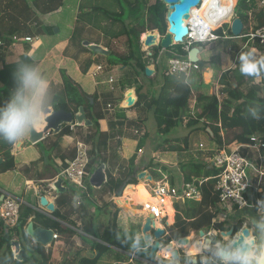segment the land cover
Wrapping results in <instances>:
<instances>
[{"label":"trees","instance_id":"trees-1","mask_svg":"<svg viewBox=\"0 0 264 264\" xmlns=\"http://www.w3.org/2000/svg\"><path fill=\"white\" fill-rule=\"evenodd\" d=\"M70 2L72 1L0 0V38L11 41L13 35L19 37L26 35L32 37L58 35V33L54 31V28L57 27L59 29L60 26L55 23H47L45 25L40 23L34 29L31 28L29 23L32 20H38L39 17L57 13L59 9L64 10ZM75 4L77 12L73 18L76 24L70 35V39L74 46L80 45L83 51H90L88 47L83 45V40H85V38L79 39L85 27H91L92 29L100 31L108 39L125 37L127 49L125 54L118 58L120 63H117L118 61H116V59L111 58V48L107 47L108 54L104 55L108 57L107 66L109 67L119 64L132 65L136 74L135 77L122 82L121 87L130 88L135 86V95L137 98L133 106L141 105L145 110L152 111L158 134H168L171 129L183 121H185V125L189 128L188 135L182 139L184 143L183 146L179 144L163 146L168 143V139L165 138L162 141L163 143L157 145V150L175 152L187 151L189 145L188 136L194 130H203L206 133L210 144H214L215 146L213 150L224 148L233 142H248L249 138L255 134H261L262 140L264 141V73L251 76L240 72L241 61L239 57L244 53L241 51L242 49L236 38H238V40L241 39L240 41L242 44H246L243 49L250 50L251 45L247 43V36L223 38V43L226 47L229 46V50H239V53L234 58L235 66H228L222 69L217 77V82L222 85L221 90L225 95L222 102H218L214 93H209V85L203 83L202 77H199L194 93L195 102L193 107L190 108L189 100L194 91L184 74L166 75L164 71L167 65H165V68L161 70L163 76L158 92L148 89V93L142 92L143 82L137 76L139 72L144 73V68L146 67L143 58L144 53L140 49V35L152 28L157 29L161 35L165 34L166 31L167 25L165 15L167 8L161 0H154V2L149 5L148 0H77ZM65 12L64 10L62 13ZM145 13L146 15H144ZM234 15L239 18L243 26H245L242 34L255 31L264 25V14L262 10L258 8L256 0H237L234 6ZM223 22L226 21L219 18L215 21L213 26L217 28ZM249 24L250 27H246ZM216 30L218 31L219 29ZM229 36H233L231 31H229ZM220 40L221 39H218V41ZM36 44L38 45L39 43ZM254 45L264 51V45L260 44L258 40L254 41ZM162 49L163 48L159 46H154L152 48V64L156 66L155 71L160 69L158 66V58L161 53L160 50ZM23 50L24 51L19 54L14 61L6 62L4 59L2 60L0 68V107L8 101L15 88L13 73L16 69L21 64H26L36 69L39 49L37 48L33 53L29 54L28 52L31 50L30 43L23 42ZM169 50L170 52L182 54L185 57L187 56L178 44L172 45ZM94 59L91 60L88 58L86 60L82 69L83 73L87 71L90 64L94 62ZM203 63L204 65L201 72H205L204 76L207 79L210 74L206 69L205 61ZM155 74H157V72H155L153 76H148L149 82L154 83L156 80ZM63 75L65 81L64 87L52 96L49 106H52L53 109H64L72 111L73 113H76L78 108L82 106L86 117L90 119L96 127L95 134H93L90 139L85 138L82 140L83 142L86 141L90 143L88 149L90 158L86 165V169L91 172L99 164L104 163L106 167V182L104 183V187L110 193L122 186L126 187L128 184H137L132 178L137 168V164L134 161L135 154H133L124 165L123 162L121 164L117 153V149L121 144L118 137L123 136V114L117 113L116 117L120 120L119 123L115 125L117 126V132H114V126H112V124H110V129L107 132L100 131L99 120L104 118L103 113H99L98 111V114H95L93 112L97 100V92L94 91L91 94L85 93L80 89L79 83L74 85V80L71 77L66 76L64 73ZM256 78L260 79L257 83L255 82ZM243 86L245 88L244 91L242 88ZM91 99L92 101H90ZM253 112H257L260 118L254 119L252 115ZM199 124L201 125L198 126ZM207 128H209L210 132L207 131ZM72 130L73 128L70 124H65L56 136L72 135ZM146 136L147 134L137 140L135 149L145 145ZM112 139L115 140V143L110 145ZM13 144L14 143L0 139V157L2 158L0 173L15 168L17 158L11 153ZM113 145L115 147L114 150L109 152L110 146ZM213 154L214 151L208 153V155ZM187 156V159L180 161L178 167L183 181L191 182L193 178L208 177L216 174V169L212 167L210 163L203 161L202 157H199V159L190 153L187 154ZM73 157L74 153L73 156L70 155V159ZM65 166L66 163L63 159L61 168ZM148 167L150 168V175L156 181L162 178L163 173H170L168 167L153 162L152 158H150L145 168ZM116 169H118L117 176L114 175ZM169 181L171 184L176 183L174 175L171 173L169 175ZM199 188L201 192L200 200L185 199L177 201V214L175 216L177 219L175 222L168 225L167 230L171 233L170 237L186 235L192 228L202 229L205 227L206 231L209 229L223 230V223L212 221L218 213L215 209L218 204V198L214 190V179L203 182ZM92 189L91 185H89L88 191ZM72 196L73 194H69L68 190L60 192L56 200L57 207L51 215H46L44 212L35 210L30 205L22 202L20 204L18 223L14 227H5V229L0 231V264H49L50 253L46 252L43 246L35 245L32 242L25 234L24 226L27 223V219L33 216L35 225L50 228L71 237L74 235L75 231L70 226H77L70 218V215L75 209H73L71 204ZM262 198H264V184L262 192H256L253 196L254 200ZM163 214L164 213H162V215ZM79 215L81 217L84 216L81 211ZM202 215L206 217V220L203 224H199L198 220ZM261 215L262 213H258L257 219H259ZM0 222V224H2V221ZM93 222L91 217L86 219L84 216L83 223H81L80 227V232L87 233L92 237L91 240L81 235L82 240L89 245L90 249H94L96 246V239H99L103 242L106 241L109 245L118 248L121 247V249L126 250L127 247L121 246L119 243L120 241L117 240L118 228L112 229L111 226H108L101 234H98ZM241 224V221H238L233 226V231L237 232L241 228ZM112 230L115 231V237L113 239L106 238L111 234ZM132 236L131 238H133ZM13 240L18 241L23 248L31 250L28 252L25 261L14 258L11 249V242ZM213 243H215L214 240ZM104 249L105 248H102V252ZM100 252L101 250L95 258L91 259L90 264L97 263L101 256ZM203 252L204 253L196 255L195 264H212L214 259L212 252ZM79 256L80 249L72 247L64 254V259L68 264H76ZM192 259L193 258L189 256H180L179 262L182 264H189V261H193ZM86 262H88V260H86Z\"/></svg>","mask_w":264,"mask_h":264},{"label":"rangeland","instance_id":"rangeland-1","mask_svg":"<svg viewBox=\"0 0 264 264\" xmlns=\"http://www.w3.org/2000/svg\"><path fill=\"white\" fill-rule=\"evenodd\" d=\"M71 1L72 2H70L69 5L64 9L66 11L65 13H62V12H64V10L59 9V11L57 13H54L53 16L50 17V23H55L56 25L60 26V28H59L60 31L58 29V31L56 32V33H58V35H56V36L44 35L43 37H34L35 39L33 38V40H32L33 43L32 42L30 43L31 48H33L34 45L36 46L37 45L36 43H39V45H38V49H39L38 50V56H37V60H36V69L39 71L41 77L48 83L49 87H48L47 102L49 103L51 101L52 96L54 94H56L58 91H60L61 89H63L64 83H65L64 78H63L64 77L63 73H64V74H66V76H69L74 80V85L79 83L80 89L83 90L85 93L91 94L94 91L97 92V94H96L97 100H96V103L94 105L93 112L95 114H98V111H99V113L100 112L103 113L104 118L99 120L100 131L107 132L110 129L109 125L112 124V126H114V128H113L114 132H117V126H115V125H117V123H119L120 120L116 116H117V113H121V114H123V120H122L123 121V125H122L123 136H126V138H127V139L124 138L125 140L132 143L133 139L137 140L140 137L147 134V136L145 137V145L143 148V153L140 155L141 158L137 163L138 167L136 168L135 175L132 178L137 183L141 181L144 184V186L150 191V193H151V189L154 187V182L156 180H154L152 178V181H147L145 178H142V179L138 178V174L141 171H146L147 174H151L149 167L143 170V168H145L147 163L149 162L148 160L150 158L153 159V162L159 163L160 165H165L166 167H168L170 173L174 175L175 180H177L176 177L178 175H180L179 171H178L180 161L183 159H187L188 158L187 154L190 153L194 157L195 156L202 157L203 161L208 162L207 159L212 156V155H208V153L213 152V151L215 153L217 150H213L215 148V146H214V144H210V142L208 141V136L206 135V133L203 130H194L193 132H191L189 134V136H188L189 145H188L187 152L158 150L160 152L165 153V155H160L162 157V161H165V162H159V160H158L159 158L157 156H154V153L157 151L156 147L158 145V141H160L159 143H163L162 141L165 138H167L168 143L164 144L163 146H168L170 144L171 145L172 144H179V145L183 146L184 143H183L182 139H183V137L188 135L189 128L185 125V121H183L181 123H178L173 129H171V131L168 134L161 135V134H158L156 131L155 120H154V116H153L152 111L145 110L143 108V106H141V105L132 106L129 108L122 107L123 98H125L126 93L129 90H132L135 94V86L130 87V88H127V87L122 88L121 87L122 82H124L125 80H130L131 78L135 77V75H136L135 71H134L132 65H129V64H127V65H120L119 64V65H114L111 67L107 66V58L108 57L102 53H97L95 51H92L88 45L86 46L83 44L84 46H86L90 49V51H87V52L83 51L81 49L80 45H78L76 47L74 46L73 42L70 39V35H71V33L75 27V24H76L75 19L73 17L77 12L76 4H75L77 2V0H75L76 2L74 0H71ZM235 1L237 2V0H235ZM152 2H154V0H148V5ZM223 6H224L223 8H226V1L225 0H224ZM196 10L198 12H200L201 5L197 6ZM228 11H229V8H228ZM49 15H51V14H49ZM144 15H146V13ZM230 16H231V14H230ZM219 18H221V17H219ZM219 18L213 19L212 23L214 24L215 21ZM40 23L43 24V22L40 19H38L36 21L32 20L29 24H30L31 28L34 29ZM250 24L247 25L246 27H248V26L250 27ZM228 27H229V24H225L222 28H218L219 30L218 31L216 30L215 33H219L220 35H222L223 32H225V31L227 32ZM244 28H245V26L243 27V30H244ZM166 29H167V27H166ZM149 31L157 32L158 37H159L160 33L157 29L152 28V29L146 30L144 33H142L140 35V38H139L140 49L144 53L143 58H144V62L146 63V67L150 68L149 66L152 65L153 67L151 66V68L156 70V66L154 64H152V62H153L152 48L153 47L147 48V47H145V45H144V47H143V45H141V41H142L141 36L144 35L145 33L149 32ZM77 32H79V31H77ZM81 38L82 39L85 38V40H83V42L84 41H88V42L95 41L96 44H101V46H105L106 48L107 47L111 48V50H112L111 51V58L116 59V61L119 60L118 59L119 57H121L125 54L126 49H127L125 37L122 36V37H117L114 39H108L100 31H98L96 29H92L91 27H85L82 30V35L79 36V39H81ZM220 39H221L220 41L216 40V41H210V42H205V43H194V45H193V46L198 47L200 50H202V52L200 53V58L202 59L203 62L205 61L207 71L209 72L210 76L206 79V77L204 76L205 72L201 73V71L192 70L185 77L186 80L191 84L192 90L194 91L191 95L190 103H192L194 98H195L194 93H195V88H196V84H197L199 77H202L203 83H205V84L207 83L209 85V90L212 91L214 94H216V97H217V100L219 103H221L222 100L225 98V95L221 90L222 85L218 84L217 77L219 76L222 69H225L228 66H231V67L235 66L234 58L236 55H238L239 50H237V51H235L233 49L229 50V46L226 47L224 45L223 38H220ZM236 39H237V42L239 43V46L242 49L241 51H243V53L252 52L255 58L264 57V51L260 50L258 47H254L255 45L251 41L248 42L251 45V49L245 50V48L243 49V47L246 44L245 43L242 44V42L240 41L241 39H239V40H238V38H236ZM17 43H20L23 45V42L22 43L17 42ZM91 43L94 44L93 42H90V44ZM178 45L181 46L180 43H178ZM14 47L15 46L13 44H10V41H8V39H6V44L2 48H0V53H2L5 56L7 55V57H8L7 60L10 61L16 57L15 53L11 52V51H14ZM169 51H170L169 48L160 50L161 53L159 54V58H158V62H159L158 66L160 69L158 71H156L157 74H155L156 80L154 81V83L149 82L148 76L147 75L145 76L143 72H139V74L137 75L140 78V80L143 82L142 92L146 93L148 89L155 90L156 92H158V90L161 86V83H162V76H163L161 70H163L165 68L166 59L168 57ZM88 58L91 60H93L94 58L95 59H94V62L90 64L87 71L85 73H83L82 69H83V66L85 65V62ZM117 63H120V61H118ZM95 64L96 65L100 64L103 66V69L101 70L102 73L98 72L97 76H94L95 75L94 71L96 70ZM155 70H154V73H155ZM109 75L113 76V78L116 80L115 84L113 85L114 86L113 90H110V84H108L106 81H102V80H106ZM242 88L244 91L245 90L244 86ZM108 103L111 104L110 109L107 108ZM103 121H104V123H103ZM106 121H107L108 126H109L108 128H106L107 130L105 129V127L101 126L102 123L104 125ZM200 125L201 124H199L198 126H200ZM101 127H103V128H101ZM72 128H73V130H72L73 133H72V137H71L72 140L71 141H72V144L74 143V145H76V142L78 141L77 139H79L81 141L84 140L85 138L90 139L92 137V135L95 134V129H96V127L93 125V123L90 126H83V125L75 126L74 125V126H72ZM134 129L139 130L138 135L133 134ZM255 135H257V134H255ZM201 140L208 145L207 146L203 145L201 147V144H199V143H201L200 142ZM65 141H66V139H62L63 143H65ZM85 143L87 144V146L89 148L90 143L86 142V141H85ZM114 143H115V140L112 139V141L110 142V145L114 144ZM152 147H154V149H152ZM114 148H115L114 145L110 146L109 152H112V150H114ZM244 151H245V149H242V152H244ZM151 154H152V156H151ZM145 155H147V158L144 161L143 157ZM154 159H155V161H154ZM119 160H120V157H119ZM156 161H158V162H156ZM122 162L125 165L127 163V160H123ZM170 173L169 174L163 173V176L165 175L169 179ZM114 175L115 176L118 175V169L114 171ZM16 178H17V176H15V179ZM194 179H198V178H194ZM65 184L69 190L73 191V196L71 199L72 205L74 204V202L76 203V200L78 198L79 199L78 201L82 202L83 205L94 206V205H92V203H90V201H88V199L92 198L93 204L96 205V206H94L95 214H99L100 216L107 217V221L109 222V220H110V223L112 222L111 223L112 226H117V224H120L121 221H124L125 219H127V222L130 225V228H132V230L136 229V231H138V224H136V222L142 221L144 219V217L147 215V213H145L143 210H141V208H136L135 210H133L132 208L131 209H129V208L125 209L127 212H130L131 215H133L132 217H128V216L124 217L121 209H117L114 211L110 204L112 202H115V200H116L115 198L118 197L116 195V193L118 192L119 189L110 193L107 189H105L104 184H103L100 188L92 187L93 189L90 191L91 193L89 191L88 192L86 191V193H81L79 191L75 192V188L69 187L67 181H65ZM128 186L129 185H127L123 189L122 194L128 188ZM23 187H24L23 182L21 181V188H23ZM29 193H31V192H29ZM87 193H89L91 195V197ZM122 194H121V196H122ZM28 199H29V197H26V201H28ZM177 201L178 200H176V199L171 200L172 203L174 202L173 208L175 210H176ZM38 202H39V200H38ZM120 205L121 204H118V205H116V207L118 208V207H120ZM173 208H172V210H173L172 215H169L167 213L169 216V219H170L169 222H167V221L165 222L164 219L159 220L161 222V228H164L165 234H167L169 236L171 235V233H170V231H167L168 230V223L172 224L177 219V217H174V219H173V216H174V209ZM74 210L75 211L70 215V217L73 220L78 221L77 224L81 225L82 222H80V219H79L80 215L78 213L80 211L76 212V208ZM162 213H164V210L160 211V214H162ZM257 214L258 213H256L255 209L245 208L242 211H236V212L228 211L227 218L232 219V220L239 218L238 221L239 222L241 221V223H242L241 228L244 226H247V227L250 226V228H253V221L257 220ZM89 215L96 216V215H94V212H92V214H89ZM172 219H173V221H172ZM205 220H206V217L204 215H202L199 218L198 223L203 224L205 222ZM103 223H104V221H103ZM118 227H119V225H118ZM157 228H159V227H157ZM202 229L204 231H206L205 227ZM191 231H193V234L195 237H197V235H199L197 230L194 231V230L190 229L189 232H191ZM216 232H217V235L209 237V239L212 241V243H213V240H214V242L219 241L222 243H227L226 237L221 236V234H219V232L217 230H216ZM126 238H128V236ZM170 238L173 240H176L178 237L177 236H175V237L171 236ZM80 239L82 240V236L80 237ZM130 240L133 241L132 238H130L129 241ZM139 245H147V242L144 241L143 237H140ZM54 246L57 247L56 245H54ZM54 246H52L51 249H54ZM58 246H60V247L56 251H58V253L60 255H61V253H62V255H64L69 248H72L71 246L68 248H67V246H65L64 249H61L62 246L61 245H58ZM103 247L105 248L103 250V252L109 249L108 247H105L104 245L100 244V246L98 247V251H100ZM140 248H143V247H140ZM51 249L49 250L50 252H52ZM13 251H14V249L12 247V252ZM169 251H168L167 257H169ZM160 252H162V251H160ZM138 253L147 258L148 249L145 248L143 251H139ZM201 253H204V252H201ZM91 255H92V251L89 252L88 256L91 257ZM181 255L189 256L192 258L196 257V255H189L188 252L181 254ZM163 258H161V259L159 258V260L154 259L155 264H163L164 262H167V264H178L179 263V260L175 261L173 259H169L167 261L166 260L161 261V260H163ZM149 260L153 261V259H149ZM90 261H91V259H89L88 262H86L84 264H90ZM51 263L52 264L55 263V260H53Z\"/></svg>","mask_w":264,"mask_h":264},{"label":"built area","instance_id":"built-area-1","mask_svg":"<svg viewBox=\"0 0 264 264\" xmlns=\"http://www.w3.org/2000/svg\"><path fill=\"white\" fill-rule=\"evenodd\" d=\"M214 2L218 3L219 9V0H213L211 7ZM256 2L258 8L261 9L264 14V0H256ZM235 4L236 1L231 7V16L229 20L221 24L220 28H222L225 24H229L227 32H223L222 35L215 33L213 29L205 25L201 20H199L198 25L186 24L188 27V33L185 35L184 41L180 43L181 50L187 55L194 43H205L216 41L220 38L234 37L229 36V31L231 21L235 17ZM194 27H196L197 30ZM161 36L163 35H159V38ZM241 36H247V43L249 41L254 43L255 40H258L260 44L264 45V25L255 31H250L249 33L242 34ZM33 38L34 37L27 35L21 37L13 35L12 40L9 41L10 44L13 45L17 42L33 43ZM5 44L6 39L0 38V48H2ZM141 45L144 47L143 41H141ZM102 48L107 50L105 46H102ZM166 65V75L184 74L187 76L190 71L199 69L198 64L190 61L187 56L184 57L182 54L170 51L166 59ZM95 68L96 70L94 71V76H97L98 72L102 73V65L97 64ZM105 81L110 84V90H113V85L116 82L113 76L109 75ZM122 106L125 107L123 103ZM110 107L111 104L108 103L107 108L110 109ZM70 125L72 127L75 124ZM133 132L135 135L139 134L138 129H134ZM232 144H234L233 147H231ZM88 149L89 148L85 142L78 140L75 145L74 157L66 162V166L61 168L55 177L57 179L61 178L62 182L67 181L69 187L75 188V191H79L81 193H86V191L88 192L89 178L92 173V171L90 172L86 169V165L90 158ZM242 149H245V151L242 152ZM142 153L143 150L138 148L137 155H141ZM207 161L216 169V174L213 176L199 177L198 179L193 178L194 180L191 182H185L181 179L179 182L171 184L169 179L164 175L161 179L154 182V187L151 189L152 195L159 197L161 202L164 197H168L170 200H200L201 192L199 186L209 179H214V190L217 193L220 215H216L212 221L223 223V230H217L218 232L226 231L230 227L233 228V226L237 223V219L232 220L227 218L228 211L236 212L248 208L255 209L256 213H261L257 210V207H255L259 199H253L254 193L262 192L264 184V141L262 140L261 134L252 135L248 142H233L224 148L218 149L207 159ZM52 187L55 189L54 185ZM22 202L24 201L20 198L4 194L3 198L0 200V221H2L5 227L11 228L18 223L20 204ZM161 210L162 208L159 209V211ZM149 213L153 215L154 220L166 218V216H160L158 210L153 207L150 208ZM208 235L209 234L207 233V236ZM65 240L66 237L64 235L53 230L52 242L44 247H51L52 244H57V242H59L58 245L64 246L66 245Z\"/></svg>","mask_w":264,"mask_h":264},{"label":"crops","instance_id":"crops-1","mask_svg":"<svg viewBox=\"0 0 264 264\" xmlns=\"http://www.w3.org/2000/svg\"><path fill=\"white\" fill-rule=\"evenodd\" d=\"M226 9H228L227 2H226ZM229 10H230V8H229ZM51 16H53V14L47 15L44 17H39V19L45 25L47 23H50V17ZM93 43L96 44V42H94V41H93ZM38 45H36V46L34 45L33 48H31V50L28 53L29 54L33 53V51L36 50V48H38ZM98 45H101V44H98ZM14 46H15L14 51H11V52L15 53L16 57L10 61L16 60L18 55L23 52V45L22 44L15 43ZM201 52H202V50H200V52L198 53L199 58H200ZM7 58H8L7 55L5 56L2 53H0V68L2 65L3 59L6 62H10L7 60ZM151 66H149V67L151 68ZM198 70L201 71L200 69H198ZM153 73L151 76L154 75ZM259 80H260L259 78H256L255 82L257 83V82H259ZM102 81H105V80H102ZM211 92L212 91L209 90V93H211ZM194 102H195V100H193V102L190 103V100H189V107L190 108L193 107ZM50 103H51V101L48 104H50ZM49 107L51 109H53L52 106H49ZM103 123H104V121H103ZM103 123L101 126L105 127V129L110 126V125L108 126L107 121L105 122L104 125H103ZM44 127L45 126L42 122L37 127L33 128V130L34 131H42ZM103 127H101V128H103ZM207 131L210 132L209 128H207ZM56 134L57 133H53L52 130H49L42 135L40 140H38L35 143H31L28 141V138H29V133H28L27 135H25L23 137V139L20 142H18L19 143L18 146H17V143L13 144V147L11 149V153L15 156V158H17L16 163H15L16 165H15L14 169L7 170L5 172L0 173V200H1V195H3V194L13 195L17 198L22 199L24 201V203L30 205L33 209L44 212L46 215H51L52 212L50 213V212L46 211L45 208L39 207V204H38L39 197L44 196L45 198L48 199V202H52L54 204V208L57 207L56 200H57L58 194L60 192L56 191L52 187L54 185L55 180L57 179L55 177L57 176L59 170L61 169V164H62L63 159L66 163L68 160H70V155L73 156V153L75 154V145H74V143L72 144V141H71L72 135H64V136L58 137V136H56ZM118 138L120 139L121 144H120V147L117 149V153H118V156L120 157L121 164H122L123 160H128L133 154H135L134 161L137 164L141 158L140 155L139 156L137 155L138 149H135L138 139L137 140L133 139L132 143H131V142L125 140V139H127L126 136H121ZM62 139H66L65 143L62 142ZM77 140H79V139H77ZM159 142L160 141H158V144H159ZM200 142L201 143H199V144H201V147L203 145L204 146L208 145V144L204 143L202 140ZM232 146H234V144H232L231 147ZM143 148H144V146L141 147L142 150H143ZM152 149H154V147H152ZM157 151L154 153V156H157L159 158L158 159L159 162H165V161H162V157L160 156V155H165V153L160 152V151L157 152ZM184 152H187V151H184ZM151 156H152V154H151ZM195 157L199 158V156H195ZM146 158H147V155H145L143 157V160L145 161ZM154 161H155V159H154ZM156 162H158V161H156ZM137 167H138V165H137ZM144 169H146V168H143V170ZM178 171H179V169H178ZM179 174L180 175H178L176 177V179H177L176 182H179L182 179L180 171H179ZM15 176H17L16 179H15ZM21 181L23 182V186H24L23 188H21ZM29 182H31V184H29L31 186L28 185ZM61 186H63L65 189L62 192H65L66 190H68L70 194H73V191L68 189L65 182H62ZM30 187H32V188H30ZM29 192H31V193H29ZM26 197H29L28 201H26ZM90 197H91V195H90ZM78 200L79 199L77 198L76 203L74 202V204L72 205L73 208H76V212L81 211L84 214L86 219L91 217V220L94 221L93 223L95 224L96 232L98 234H101L104 231V229L108 226H111L112 229L118 228L119 232L117 233L118 234L117 240L120 241L119 243L121 246H124L127 248H126V250H123V249H121V247L118 248V247L113 246V245H108L107 243H105L99 239H96V246L94 247L93 250L90 249L89 245H87V243H85V241L81 240L80 237H81V235H83L86 238L91 239V240H92V237L89 236L87 233L80 232L81 225L77 224L78 221L73 220L70 217L73 220V222L76 223L77 226L76 227L70 226L75 231L74 235H72L71 237H68L67 235L62 234L66 237V240H65L66 245L62 246L61 249H64L65 246H67V248L70 246L73 248H79L80 249V256H79L78 262L76 264H82V263L84 264L86 262V260L95 258L96 255L99 253L98 247L100 246V244H103L104 246L108 247L109 249L104 251V252H102V249H101V252H100L101 256L98 259L96 264H149V263L155 264L154 260L153 261L148 260L145 256L140 255L138 253L139 251L133 252V250L130 249L132 240L129 241L128 238H131L132 234H133V236H132L133 240L137 237H142L141 227H142L144 219L142 221L136 222V224H138V231H136V229L132 230V228H130V225L128 224L127 219H125L124 221H121L120 224H117V226H112V224H111L112 222L110 223V220L108 222L107 217H103V216H100L99 214H95L94 206H96V205L93 204L92 198L88 199V201H90V203H92V205H94V206L83 205L82 202H80ZM112 203L110 205L114 211L117 209H121L124 217L125 216H128V217L133 216V215H131L130 212H127L125 209H123L121 207H118V208L114 207ZM173 203L171 204L172 208H173ZM215 209L218 211L217 215H220V209H219L218 204L216 205ZM92 212H94V215H96V216L89 215V214H92ZM78 213H80V212H78ZM176 214H177V211L174 209L173 219L176 216ZM84 216H82V217L84 218ZM82 217L80 216L79 219H80V222L83 223ZM173 219H172V221H173ZM238 219H237V222H238ZM30 220L33 221V216H30L27 219V222ZM159 220L160 219L154 220V221H159ZM164 220H165V222L166 221L169 222L167 215H166V218ZM103 221H104V223H103ZM159 223L161 224L160 221H159ZM170 224L171 223H168V225H170ZM118 225H119V227H118ZM75 228L77 230H75ZM248 228H250V226ZM3 229H5V226L2 223V224H0V231H2ZM250 229H253V228H250ZM192 230L198 231L200 229L192 228ZM201 230H203V229H201ZM212 230L214 231V233H209ZM114 232L115 231L112 230L111 234L109 236H107V238L113 239L115 237ZM207 233L209 234L208 238L210 236L217 235V232L214 229H209L208 232L204 231V234H207ZM219 234H220V232H219ZM127 236H128V238H126ZM121 241H123V242H121ZM58 244H59V242H57V244H54L57 247H55L52 244V246H54V249H51L52 246L51 247L50 246L44 247L46 252L50 253L49 264H52L51 262L53 260H55V263H53V264H68V262L64 259V255H62V253L60 255L58 253V251H56L60 247V246H58ZM147 246L144 245V246H140V247H143L141 249H145ZM20 247H22V245H20ZM49 248L52 250V252L49 251L50 250ZM11 249H12V247H11ZM147 249H148V247H147ZM30 251L31 250L26 249V255H28V252H30ZM91 251H92V255L90 257L88 255H89V252H91ZM184 253H187L186 249L184 250ZM159 254H160V259L164 257L161 252H159ZM180 256H184V255H181V253H180ZM169 259H170L169 257H166V258L164 257L163 260H161V261H165V260L167 261ZM177 260H179V259H177ZM163 264H167V262H164ZM178 264H182V263L179 262Z\"/></svg>","mask_w":264,"mask_h":264},{"label":"water","instance_id":"water-1","mask_svg":"<svg viewBox=\"0 0 264 264\" xmlns=\"http://www.w3.org/2000/svg\"><path fill=\"white\" fill-rule=\"evenodd\" d=\"M166 8V15H165V21L167 24V29L165 34L158 38V42H156V38L153 35V33H148L146 35V38L143 41V44L147 47H154L159 46L163 49H168L172 47L174 44H178L184 41L185 35L188 33V27L186 24H184V20L188 18L191 14V8L198 6L201 0H161ZM212 8L214 10L218 9V3L214 2L212 5ZM243 23L242 21L234 17L230 24V31L233 34L234 37H240L243 32ZM54 31L57 32L58 28L55 27ZM161 35V34H159ZM84 45H88L92 51H95L97 53L102 54H108V50H105L102 48V46L98 44H90L88 41L83 42ZM200 52L199 48L196 46H192L190 50L187 53V57L190 61L196 62L199 66V69L201 70L204 63L199 58L198 53ZM154 72V69H150L148 67L144 68L145 75L149 76ZM92 101V99L90 100ZM124 101L126 104L125 107L129 108L132 107L136 102V96L133 91L130 90V92L126 93ZM51 108H46L45 111H49ZM45 127L42 131H34L33 129L29 132V138L28 141L31 143H35L42 135L52 130L53 133H58L62 126L65 124H75V125H83V126H90L92 124V121L88 119L85 115L84 109L82 106L78 108V111L76 113H73L72 111L64 110V109H52L50 113L45 118ZM17 142V146H18ZM2 162V158L0 157V163ZM138 178L142 179L145 178L146 180L152 181V176L150 174H147L146 171H141L138 174ZM106 182V172H105V164L101 163L99 164L91 173V176L89 178V184L94 188H100L104 183ZM62 179L58 178L54 182V187L56 191L62 192L64 191V187L61 186ZM125 186H122L119 188L116 197L113 202V206L116 207V205L119 203V198L122 194V191ZM4 194L1 195V199L3 198ZM39 207L45 208L48 212L54 211V204L52 202H48V199L44 196L39 197ZM132 206V205H131ZM123 209H131V207H128L126 203H123L120 205ZM141 205H135L132 206V209L140 208ZM36 210V209H35ZM129 211V210H128ZM154 218L151 213H147V215L144 217L143 224L141 227V235L144 239V241H148L149 239L153 240L154 242L151 245H148V255L147 259H159L160 254L158 253V246L162 241H167L170 238L169 235L165 234L164 228H157L154 224ZM242 228H247L251 230L250 228L244 226ZM24 232L25 234L32 240V242L35 245H41L46 246L49 245L52 242V236H53V230L50 228H44L41 226H37L34 224L32 220L28 221L26 225L24 226ZM192 232V231H191ZM236 232L233 231V228L230 227L226 231H221L220 234L223 237H226L228 234H235ZM199 235H203V230H198ZM176 243L178 246L173 247L170 250L169 258H172V254H175V259L177 260L180 257V253L184 254V247L189 243L188 235H182L178 237L176 240ZM222 243V242H221ZM214 244V243H213ZM11 247L14 249V258L18 260L25 261L27 259L26 255V249L23 247H20V244L18 241L13 240L11 242ZM146 247V248H147ZM148 259V260H149ZM194 262L196 261V258L192 259Z\"/></svg>","mask_w":264,"mask_h":264},{"label":"clouds","instance_id":"clouds-1","mask_svg":"<svg viewBox=\"0 0 264 264\" xmlns=\"http://www.w3.org/2000/svg\"><path fill=\"white\" fill-rule=\"evenodd\" d=\"M239 59L242 74L257 76L264 73V57L255 58L252 52H247ZM13 79L15 88L8 101L0 107V139L17 143L40 125L52 109L45 111L49 108V86L37 69L21 64L13 73ZM252 115L254 119L260 118L257 112ZM255 207L262 215L253 221V229L241 228L235 234H228L227 243L200 241L189 255L211 251L214 258L212 264H264V198L259 199ZM139 241L140 237L132 241L133 252L144 250L140 248ZM153 242L149 239L147 245ZM172 258L175 259L174 253ZM189 264L195 262L189 261Z\"/></svg>","mask_w":264,"mask_h":264},{"label":"bare ground","instance_id":"bare-ground-1","mask_svg":"<svg viewBox=\"0 0 264 264\" xmlns=\"http://www.w3.org/2000/svg\"><path fill=\"white\" fill-rule=\"evenodd\" d=\"M213 0H202L201 3L199 5H201V10L200 12H198L196 10V7H192L191 8V14L188 18H186L184 20V24H189V25H194L197 24L199 20L203 21L205 25L209 26L211 29H213L214 31L218 28H220L221 24L216 28L212 25V20L215 18H219L223 19L225 21H228L230 18V14H231V7L233 6L235 0H225L227 2L228 8H230V10L228 11V9L223 8L224 5V0H219V9L216 11H214L211 7V3ZM198 5V6H199ZM189 21V22H188ZM224 23V22H223ZM196 26V25H195ZM196 28V27H194ZM197 30V28H196ZM148 33H153V35L156 38V42H158V33L157 32H147L144 35H142V41H144V39L146 38V35ZM147 47V46H146ZM152 69V68H150ZM132 91V90H131ZM130 92V90L128 91ZM127 92V93H128ZM126 102L123 100V105H125ZM43 124L45 126V121H43ZM31 184V182L28 183V185ZM128 188L123 192L122 196L119 198V203L123 204L126 203L128 205V207L135 206V205H141V210H143L145 213H149L150 208L153 207L154 209L158 210V213L160 216H168L173 214V210H172V206H171V200L168 197H164L162 198V202L160 201L159 197H155L153 196L150 191L144 186V184L142 182H138L135 185L132 184H128ZM31 186V185H29ZM32 188V187H30ZM132 205V206H131ZM164 210V214H160L159 209ZM135 210V209H134ZM168 213V214H167ZM168 221H170L169 216H168ZM155 227H159L161 228V224L159 223V221H155ZM214 231H210L209 233H213ZM186 235H188L189 238V243L184 247V250L186 249V252H190V250L192 248H194L196 246V244L200 241L203 240H209L211 241L207 234H203V235H197V237L194 236L193 231L192 232H188ZM165 242V243H163ZM212 242V241H211ZM178 246V244L176 243L175 240L173 239H169L167 241H162L160 243V245L158 246V253L160 251H162V255L164 257L168 256V251L171 250L173 247ZM164 251V252H163ZM201 253V252H200ZM169 255H170V251H169Z\"/></svg>","mask_w":264,"mask_h":264},{"label":"flooded vegetation","instance_id":"flooded-vegetation-1","mask_svg":"<svg viewBox=\"0 0 264 264\" xmlns=\"http://www.w3.org/2000/svg\"><path fill=\"white\" fill-rule=\"evenodd\" d=\"M163 243H165V242H163Z\"/></svg>","mask_w":264,"mask_h":264}]
</instances>
